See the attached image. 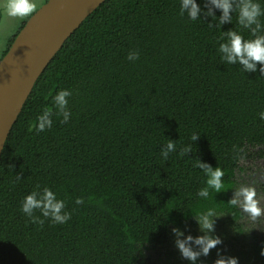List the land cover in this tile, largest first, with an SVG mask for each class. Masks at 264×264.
I'll list each match as a JSON object with an SVG mask.
<instances>
[{
	"label": "trees",
	"instance_id": "obj_1",
	"mask_svg": "<svg viewBox=\"0 0 264 264\" xmlns=\"http://www.w3.org/2000/svg\"><path fill=\"white\" fill-rule=\"evenodd\" d=\"M196 2L199 18L191 20L180 0H105L65 41L1 154L0 264H145V250L170 243L174 228L198 224L193 214L208 208L243 235L244 214L228 200L241 160L254 148L264 156V73L259 62L255 71L229 64L218 48L230 30L249 38L256 25L238 23L242 0H232L223 23L212 0ZM259 19L256 34L264 35ZM60 88L73 92L69 119L54 115L37 132V115L52 110ZM197 159L224 170L223 191L197 196L206 187ZM37 185L64 200L67 222L37 209L38 223L20 210ZM261 247L264 238L242 242L238 261L264 264Z\"/></svg>",
	"mask_w": 264,
	"mask_h": 264
},
{
	"label": "clouds",
	"instance_id": "obj_2",
	"mask_svg": "<svg viewBox=\"0 0 264 264\" xmlns=\"http://www.w3.org/2000/svg\"><path fill=\"white\" fill-rule=\"evenodd\" d=\"M215 7L222 10L220 18L221 23L224 20L231 19L230 13L233 9L232 0H212ZM264 0H242L239 6L238 23L245 28H250L256 25V28L251 29L249 38H245L240 32L230 30L227 35V41L219 44L218 51L226 54L221 58L226 60L229 64L239 61L243 65L244 71H255L257 69V62L260 64L259 71L264 73V35H257L256 32L261 28L260 17L264 16V8L261 4ZM3 11L7 17L13 18H28L36 13L37 4L35 0H5L3 3ZM187 10V17L191 20L199 18L200 7L196 0H180V14L185 15ZM131 59V57H128ZM73 95V92L68 88L58 89L52 97V110L48 108L42 111L36 117L35 130L37 132L50 129L53 125V116H62V122L69 119L68 98ZM259 118L264 120V111L259 112ZM197 133L193 132L190 136L192 140L197 138ZM176 148V143L168 140L167 150L171 151ZM188 151V148H183L179 153L183 155ZM167 156V152L164 153ZM195 167L200 168L206 177V187L198 190L197 196L207 198L209 189H214L216 193L224 190L222 178L225 175L224 170L219 167L207 164L200 160H196ZM233 196L228 202L241 209L243 213L255 220L261 215H264V208L260 206L257 198V190L253 185L241 184L238 187L232 188ZM76 204L83 203L82 198H76ZM65 202L58 199L56 193L49 187L37 185V188L26 194L21 201L20 210L26 214L33 221L42 223L43 221L34 216L35 210H39L43 217L50 218L52 223H65L70 219V213L64 211ZM63 210V211H62ZM199 225L203 235L193 238L191 235L184 236L183 232L174 228L173 232L176 235L175 245L179 249L181 255L190 261H195L201 254L207 255L209 251L222 243L219 236L213 235L215 218L217 216L214 208H208L199 216L193 214ZM192 243L198 246L193 248ZM261 255H264V247L260 249ZM215 264H238V258L235 256H218Z\"/></svg>",
	"mask_w": 264,
	"mask_h": 264
},
{
	"label": "water",
	"instance_id": "obj_3",
	"mask_svg": "<svg viewBox=\"0 0 264 264\" xmlns=\"http://www.w3.org/2000/svg\"><path fill=\"white\" fill-rule=\"evenodd\" d=\"M105 0H48L0 60V158L36 81L71 34Z\"/></svg>",
	"mask_w": 264,
	"mask_h": 264
},
{
	"label": "rangeland",
	"instance_id": "obj_4",
	"mask_svg": "<svg viewBox=\"0 0 264 264\" xmlns=\"http://www.w3.org/2000/svg\"><path fill=\"white\" fill-rule=\"evenodd\" d=\"M48 0H35L37 4L36 11L42 7ZM5 0H0V56L6 49L9 38L18 31L23 22L28 18H13L7 17L3 11V3ZM260 148H254L251 151L252 156L241 160L239 168L236 171V183L238 187L241 184L253 185L257 190V198L260 206L264 208V156H259ZM233 195V194H232ZM240 221L244 230L243 235L236 233L234 227L225 220L224 216L217 215L215 218L213 235L219 236L222 243L212 248L207 255H199L193 262L184 258L179 249L175 245L176 235L173 232L171 242L156 248H148L145 250V264H215L218 256H235L237 257V249L244 242L247 246L260 241L264 238V215L253 220L245 213ZM184 236L191 235L193 238L203 235L198 224H187L180 228ZM193 248H198L195 243H192ZM238 264H241L238 261Z\"/></svg>",
	"mask_w": 264,
	"mask_h": 264
}]
</instances>
